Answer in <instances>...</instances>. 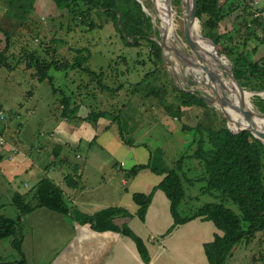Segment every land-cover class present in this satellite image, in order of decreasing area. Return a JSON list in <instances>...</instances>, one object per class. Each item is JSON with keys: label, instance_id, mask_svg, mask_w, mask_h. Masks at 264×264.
Returning a JSON list of instances; mask_svg holds the SVG:
<instances>
[{"label": "rangeland", "instance_id": "374dc122", "mask_svg": "<svg viewBox=\"0 0 264 264\" xmlns=\"http://www.w3.org/2000/svg\"><path fill=\"white\" fill-rule=\"evenodd\" d=\"M137 1L142 5L146 16L151 19L152 31L148 33V37L160 46L157 42V39L161 36L160 8H158L154 0ZM248 1L252 2V0H244V3H249ZM255 1L258 0H254L253 3ZM253 3L251 5L252 9ZM173 5L178 14L181 15L183 12L181 1L173 0ZM10 11L6 1L0 0L1 49H5L7 44V36L2 31L8 32L10 36V48L6 60L8 66L0 67V108L4 114H2L3 118L2 115H0V135H2L6 143L18 142L21 149L31 154L34 153L37 155L36 151L40 149V147L43 148V146H48L53 139L51 134L54 132L57 124L59 125L66 119L63 117V106L61 103L64 97L63 93H66L72 98L73 106L79 105L80 110L78 116L80 118L85 117L90 110H95L97 113L99 111H108L113 113L111 118H107L112 121L114 120L113 118L120 116L122 110L120 109L121 106L131 104L136 100H142L145 103L158 106L161 102L163 108L164 104L168 103L173 106L172 111L176 113L183 102L180 91L196 94L197 96L203 95L207 98L217 100L214 91L199 84L196 74H193L173 52L165 51L167 55L164 54L165 62L163 61L162 64L157 59V52L147 38L141 39L139 45H127L126 42L133 43L134 38L125 33L124 36L127 41L123 40L121 34L116 30L114 22L110 18L102 17L101 19H96L94 17L95 22L101 27L90 30L87 21L85 25L80 22L75 24V22L70 20L71 18L68 16V12L58 8L53 0H38L35 5L32 20L24 24L14 17H11V15H9ZM241 16L242 8L235 9L226 20L220 23L219 28L214 33L215 35L220 34L224 36V34H232V36H234V43L228 40L223 41L224 47H236L234 44H236V42L239 43H237L238 47L236 50L234 49L235 55L233 58H228L225 54H222L228 58L233 72V63H235L236 56L239 52L245 51L246 55L254 60L264 58V45H262L258 39L254 38L253 41L251 40L247 49L244 47L243 41L240 42L239 38L243 37L240 31L244 27ZM251 18L255 19L254 14ZM120 24L121 16L119 15V27H121ZM181 24L180 27L182 28H180L179 34L186 45L178 41H176L175 44L179 48V51L181 50V53L190 52V54L194 56L193 51L188 47L184 25L183 23ZM191 30L196 36L202 30L204 36H207L210 32V29L197 19L192 22ZM253 33L260 38L259 40H263L264 24L259 29L252 28V34ZM255 47L258 49L257 54L252 52V49ZM83 48L91 52L90 57L87 52L84 53V56L88 57V62L84 67L101 75V84L104 86L116 89L124 83L123 90L118 93L102 90L97 79L88 75V73L83 70L64 72L52 68L49 71V76L52 78L51 83L49 79L45 81L38 80L36 70L28 69L27 64L30 60V55H34L36 58H39L40 62L45 63L55 60L62 63H74L78 56V50ZM183 50H185V52ZM194 57L197 58L196 55ZM173 59H175V61ZM239 65L242 66L243 62L239 63ZM227 74L229 73H226V76L229 77ZM146 77L148 80L145 81L144 79ZM138 83H144V85L141 87V91L138 95L132 96L129 94V91L133 89L131 85L134 84L136 86ZM250 88L244 89L250 93L255 92ZM152 90L161 92L162 98L159 100V98L154 99L152 96L147 97L145 100L142 95ZM258 93H260V95L252 96L250 102L256 113H262L259 102L261 99H264V91ZM206 104L207 106L204 107H191L190 111L193 113V118L195 120L198 118L200 123L210 118L212 121L209 123H214V126L227 127L228 122L224 114L225 111L223 112L219 106ZM140 108L144 109V104H142V102ZM189 108L190 107H188V109ZM165 114L173 119L176 118L175 116H178L179 119L180 116L181 118L183 116V113L179 114L178 112L176 115H173L169 110H166ZM195 114L197 117H194ZM74 120L75 118H68L70 122L74 123ZM75 122L78 123V121ZM10 123H12V129L7 125ZM114 126H121V123L116 121ZM3 127H7L9 132L7 131L5 134V129L2 134ZM114 132V129L110 130V132H108L109 134L105 135L108 136V139L104 138V136L100 141L102 143L106 141L107 148L110 151L117 155H122L123 153H120L121 148L117 147L114 143ZM120 135L119 133V136ZM129 135L131 134L126 133L124 137L129 139L131 138ZM8 143L6 147L0 146V152H5V154H0L10 159L9 161L11 163H15L17 156L15 157L13 152L9 151L11 147ZM140 151L141 148L139 149V152ZM8 153L10 154L7 155ZM66 156L67 155H65V158ZM12 157L14 159H12ZM65 158L60 157L58 160H55L56 163L52 162L54 166H58L59 168L56 177L58 175L61 178L64 174L61 172L64 167L63 164L69 162V157H67L66 161L64 160ZM70 159L72 160L73 156H70ZM94 159L95 158L88 162L89 166L84 181V183H87V186L97 185L99 183V179L97 178L108 175L111 171V163H115L109 156H106V158H97L96 162L102 164L98 171ZM118 160L119 162L124 161L125 163H129L127 157L123 159L119 158ZM79 162L83 164L82 161ZM193 163L191 160L189 161V164L193 165ZM4 164L7 163L4 162L2 165L0 163V214L8 219L16 221L19 218V212L13 204V198L16 193L26 195L27 197L34 194L37 179L24 173L11 176L10 172L6 170L8 166H3ZM128 167L129 166H127V168ZM64 170L66 169L64 168ZM130 172L131 169L128 171V174H130ZM130 176L132 175L130 174ZM192 176H194V173ZM43 178L44 176L42 179ZM125 179L130 181L135 178H128L125 176ZM115 183H117V186L118 184L121 186V180H118V182L115 181ZM202 185L203 184L198 182L193 186L188 184L185 185L186 200H188L191 194L190 197L192 199L188 200V202L192 209L200 207L205 203L216 201L209 195H202ZM104 186L105 184L102 185L103 188L97 187L94 191L92 190L94 188L89 187L87 190L89 195L86 194L82 196L83 194L80 193V195L75 198H78L79 202H68V200L67 202L69 206L77 212L80 211L82 213H88L89 215L107 208L117 207L119 200H121V196L116 192L117 186L109 185L105 188ZM129 189L131 188L128 187V190ZM91 191H93V193H91ZM125 199L126 201H133L132 198L127 196H125ZM85 200L86 202H84ZM87 202L94 203V207L84 206V203ZM233 209L238 211L234 206ZM78 221L76 215L66 217L60 213L52 212L47 209H37L32 214L24 217L22 219L24 235L23 252L28 264H53L58 256L67 248L68 242L73 235L72 225L76 226V224L79 223ZM13 241L14 238L0 241V263L12 264L21 260L20 254L13 246ZM227 264H264V235L259 233L250 243H242L239 245L234 250L233 256L228 260Z\"/></svg>", "mask_w": 264, "mask_h": 264}, {"label": "trees", "instance_id": "16d2710c", "mask_svg": "<svg viewBox=\"0 0 264 264\" xmlns=\"http://www.w3.org/2000/svg\"><path fill=\"white\" fill-rule=\"evenodd\" d=\"M5 1L11 10L9 12L11 17H14L22 24L32 20L38 0ZM53 1L58 8L68 12L70 20L75 22V24L80 22L85 25L87 21L90 30L101 27L95 22L94 17L96 19H101L102 17L110 18L123 40H126L125 33L134 38L133 43L126 42L129 46L139 45L141 39L147 38L157 52V59L163 64L161 47L148 37V33L152 31L151 19L146 16L142 5L137 0ZM253 1L244 3V0H196V16L204 26L210 29V32L205 37L215 42L220 54H225L228 58H233L235 55L234 49L236 50L238 47V42L234 44L236 47L223 46V41L225 40L234 43V36L232 34L215 35L214 33L219 28L220 23L226 20L235 9L239 8H242L241 17L244 26L240 31L241 36H243L239 38L240 42L243 41L246 49L249 47V42L253 41L254 38L264 45V39L259 40L260 38L256 34H252V28L259 29L264 24V20L261 18H251L253 15L251 6ZM119 15L121 16V27L118 26ZM2 32L7 36V44L5 49L0 47V67H7L6 60L10 48V36L8 32ZM207 46L210 48L208 44ZM86 52L90 57L91 52L88 49L78 50V56L74 63H62L57 60L45 63L40 62L39 58L34 55H30L27 66L28 69L36 70L40 81L49 79L52 83V78L49 76V71L52 68L64 72L83 70L97 79L102 90L112 93H118L123 90L124 83L116 89L104 86L101 84V75L84 67L88 62V57L84 56ZM252 52L257 54L258 49L256 47L253 48ZM221 56L230 65L228 58L224 55ZM236 57L235 63H233L234 75L242 87H252L250 89L255 92H263L264 58L259 60L251 59V57L249 58L246 55L245 51L239 52ZM241 62H243L244 66L239 65ZM147 77L144 79L145 81L148 80ZM144 83H138L136 86L134 84L131 85L133 89L129 91V94L132 96L138 95ZM160 93L152 90L142 96L145 100L147 97L152 96L154 99L159 98L160 100L162 98ZM180 94L183 102L177 109L179 114L183 113L182 108L207 106L206 102L196 94L185 91H180ZM63 96L61 103L63 106V117L66 119L71 117L75 118V121H87L96 126L99 119L112 117V112L99 111L97 113L95 110H90L86 118H80L78 116L79 105L73 106L72 98L66 93H63ZM259 103L261 111L264 113V99H261ZM127 106L123 105L120 109H124ZM164 108L173 113V115L177 114V112L172 111L173 106L171 104H164ZM175 117L179 118L178 116ZM113 119V123L116 121L121 122L120 116ZM209 120L210 118H207L205 122L199 123L193 128H186L191 133L192 139L185 154L180 156L172 169L163 172L165 177L154 188L153 192L150 194L134 193L133 201L139 207L136 215L142 222H145L147 211L153 201L155 192L158 190L163 191L171 202V213L174 219V225L170 228L168 234L172 233L178 226L185 225L196 219L213 222L217 230L221 232V235L216 234L212 242L204 245L205 255L209 264H227L228 260L233 256L234 250L239 245L250 243L259 233L264 235V144L250 132L233 133L227 127L214 126V123H209L212 120ZM119 131L123 141L130 144L124 137L125 132L123 133L122 126H119ZM61 150H54L56 158L59 157ZM18 154L19 151L17 150L14 153L15 157ZM2 159L0 155V161ZM190 160L192 163L194 161L193 165L189 164ZM147 168H151L150 164L135 166L130 172L132 176L128 174L127 177H135ZM193 173L194 176H192ZM196 182L203 184L201 187L202 195H209L216 201L205 203L192 209L189 202L186 201L185 185L193 186ZM65 183L70 188L79 187V182L75 176H66ZM13 204L19 212L18 220L8 219L0 214V241L14 238L13 246L21 256L20 261L12 264H28L23 252L22 219L37 209H47L66 217L76 215L80 224H88L94 231H113L129 237L137 245L143 261L147 264L151 262L145 242L128 225L127 221L131 220L133 215L125 208H107L92 215L84 214L80 211L77 212L69 206L64 191L49 177L41 179L35 186L34 194L28 197L16 193L13 198ZM233 206L238 211H235Z\"/></svg>", "mask_w": 264, "mask_h": 264}, {"label": "crops", "instance_id": "0c3cea01", "mask_svg": "<svg viewBox=\"0 0 264 264\" xmlns=\"http://www.w3.org/2000/svg\"><path fill=\"white\" fill-rule=\"evenodd\" d=\"M258 1L264 8V0ZM141 102L144 104V109L140 108ZM190 109L191 107L189 109L182 108V118L173 119L165 114L166 109L161 106V103L158 106L136 100L128 104L126 108L122 109L120 123L123 133L131 134L129 135L131 138L126 140L130 144L120 138L119 126H114L115 123L107 118L99 119L96 126L87 121L77 123L74 120L73 123L65 119L54 129L50 144L43 148L40 147L36 151L37 155L21 149L18 142H7L10 147L17 148L19 154L15 163H11L10 159L0 154L2 158L4 157L0 163L1 165L4 162L7 163L3 166H8L6 170L10 172L11 176L24 173L37 179V183L43 176L44 178L48 176L64 191L68 202L74 203L79 202V199L75 198L80 193L83 194L82 196L88 194L89 187L94 188L92 189L94 191L97 187L103 188L104 184V188L109 185L117 186L115 181L121 180L122 187L118 184L116 191L121 196L117 207L125 208L133 215V218L127 222L130 228L145 242L151 257L149 264H209L204 245L212 242L216 234L221 235L213 222L196 219L178 226L168 234L174 225V219L171 213V202L163 191L155 192L145 222H142L136 215L139 207L134 201L130 202L125 199L127 196L133 200L134 193L150 194L153 192L154 188L164 179L163 172L172 169L180 156L185 154L192 139L191 133L186 128H193L200 123L198 118L196 120L193 118ZM194 117H197L196 114ZM7 125L12 129V123ZM112 129L115 130L114 143L121 148L120 153L122 152L124 155H117L110 151L106 141L104 143L100 141ZM4 131L5 134L7 131L9 132L7 127H3L2 134ZM104 138L108 139V136ZM60 149H62L61 153L56 158L54 150ZM0 153L5 154L4 151ZM65 155H67L66 158ZM70 156H73L72 160ZM106 156L115 161L114 164L111 163L110 173L97 178L99 179L97 185L87 186L84 181L89 166L88 162L95 158V166L99 171L102 164L96 160L100 157L106 158ZM60 157L65 158V161L69 157V162L63 164L61 172L64 174L61 178L58 175L56 177L59 168L52 163ZM126 157L129 159V163L119 162V158ZM79 161H82L83 164ZM143 164H150L151 168L141 171L134 177L135 179L130 181L125 179L130 169ZM127 166L129 167L127 168ZM66 176H75L76 180H79V187H68L65 183ZM128 187L131 189L128 190ZM190 196L191 194L188 200L191 199ZM84 206L94 207V203L87 202L84 203ZM72 233L67 248L53 264H147L143 261L135 242L120 233L97 232L90 225L80 223H77L76 226L72 225Z\"/></svg>", "mask_w": 264, "mask_h": 264}, {"label": "bare ground", "instance_id": "6f19581e", "mask_svg": "<svg viewBox=\"0 0 264 264\" xmlns=\"http://www.w3.org/2000/svg\"><path fill=\"white\" fill-rule=\"evenodd\" d=\"M154 1L156 2L158 8H160V28L161 34L165 39L164 41L166 42L167 47L172 50V52L175 49L179 51V48L175 44L176 41L186 45L185 41L179 34V30L180 28H182L180 27V25H182L181 23H183V25L185 26V14L184 12H182L181 15L178 14L176 9L174 8L173 0ZM182 1L186 2V0ZM191 33L193 38L197 41L199 47L201 48L199 54L205 60L206 65H203L201 60L195 58V54L194 56H192L190 52L182 53L185 57V60L182 62L186 65V67L189 68L191 72H193V74H196V78L198 79L199 84L205 86V88L207 89H212L213 91L214 89H217L219 92L221 91L222 93H225L227 96H229L235 106L249 110L252 113H256L253 110L252 104L250 102L251 97L255 94L247 91H241L234 79L226 76V73H231L232 68L221 55L217 54L214 45L203 35V30L197 36L192 30ZM207 44L211 49L207 46ZM183 51L185 52V50ZM173 53L175 54V52ZM173 60L175 61V59ZM211 78H213L214 81H212ZM216 105L219 106V104ZM225 111L231 118L232 129L238 130L240 128H246L248 126H256L264 131V118H256L254 122H249L241 114H238L231 108H227Z\"/></svg>", "mask_w": 264, "mask_h": 264}, {"label": "water", "instance_id": "95a60500", "mask_svg": "<svg viewBox=\"0 0 264 264\" xmlns=\"http://www.w3.org/2000/svg\"><path fill=\"white\" fill-rule=\"evenodd\" d=\"M181 4H182V10L185 14V26H184V31H185V37L186 40L188 42V45L190 47V50L193 51V53L197 56V58L199 60H201V62L203 63V65H206L205 60L199 55V51H200V47L197 43V41L193 38L192 33H191V25L192 22H194L195 19L199 20L196 16V9H197V2L196 0H186V2H183L182 0ZM208 40L211 41V43L214 45L216 52L218 55H222L219 53L218 49H217V45L215 44V42L212 39L207 38ZM165 39L163 38L162 34L160 36V38L157 39V42L160 44V47L162 48V58L163 61L165 62V51L166 52H172V50L170 48L167 47L166 42L164 41ZM173 52H175L176 56L181 60L184 61L185 57L184 55L178 51L177 49L173 50ZM230 78H233L234 81L236 82L238 88L241 91H245V89L242 87V85L239 83V81L237 80V78L234 75L233 69H231V73L227 74ZM212 81H214L213 78H211ZM255 95H260V93L258 92H253ZM214 94L217 97V100L211 99V98H207L203 95H198L201 99H203L206 103L213 105V106H217L216 104H219V106L221 107V109L223 110V112L227 109V108H231L233 109L235 112H237L238 114H241L247 121L249 122H254L256 118H264V113H252L249 110L246 109H242L240 107L235 106L231 99L229 98V96H227L225 93H222L221 91L219 92L217 89H214ZM225 116L228 122L227 128L232 131L233 133H240V132H250L255 138L259 139L263 144H264V131H262L259 127L253 126V127H246V128H240L238 130H233L231 128V118L229 116V114L225 111Z\"/></svg>", "mask_w": 264, "mask_h": 264}, {"label": "built area", "instance_id": "2783aa9c", "mask_svg": "<svg viewBox=\"0 0 264 264\" xmlns=\"http://www.w3.org/2000/svg\"><path fill=\"white\" fill-rule=\"evenodd\" d=\"M253 10H254L253 14H254V18H255V19H257V18H261V19L264 20V8H261V6H260V4H259L258 1H255V2L253 3ZM2 114H3V113L1 112L0 115H2ZM3 115H4V114H3ZM3 115H2V118H3ZM0 146H2V147H6V146H7V143H6V141L3 139L2 136L0 137ZM9 151L13 152V154H14V153H16L17 149L11 147V149H10ZM13 156H14V155H13ZM12 159H14V158L12 157Z\"/></svg>", "mask_w": 264, "mask_h": 264}]
</instances>
